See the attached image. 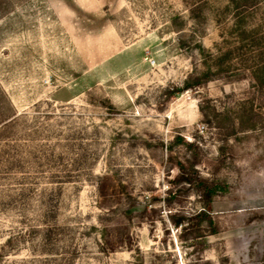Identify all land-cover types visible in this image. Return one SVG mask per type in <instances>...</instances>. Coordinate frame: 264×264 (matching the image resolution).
Masks as SVG:
<instances>
[{"label":"rangeland","instance_id":"obj_1","mask_svg":"<svg viewBox=\"0 0 264 264\" xmlns=\"http://www.w3.org/2000/svg\"><path fill=\"white\" fill-rule=\"evenodd\" d=\"M261 92L264 0H0V264H264Z\"/></svg>","mask_w":264,"mask_h":264},{"label":"trees","instance_id":"obj_2","mask_svg":"<svg viewBox=\"0 0 264 264\" xmlns=\"http://www.w3.org/2000/svg\"><path fill=\"white\" fill-rule=\"evenodd\" d=\"M204 83L198 82L197 86L201 87ZM262 86V85H261ZM191 88L189 83H186V89ZM259 90V88H258ZM260 94V90L258 91ZM261 92L262 103L261 106H264V95ZM215 114V112H214ZM210 123V122H208ZM252 129H247V131ZM253 135L247 134L240 138L238 133L235 130L230 131L229 133L224 135L222 142L224 146H228L230 141L234 143L232 147L235 146L236 143L241 141H246L252 138ZM233 149V148H232ZM183 175L184 171H182ZM187 179L186 182L194 187L198 196H200L203 207L198 210L194 215L189 218L180 217L179 219L173 222V225L176 228H181V238L184 241L189 239L192 240L191 246L194 250L203 251L207 245V237L208 236H218L223 231L222 226L219 223V215L213 213V202L216 196V184L214 182H210L208 180H204L199 176V173L192 168L191 171L186 173ZM262 218V217H261Z\"/></svg>","mask_w":264,"mask_h":264}]
</instances>
